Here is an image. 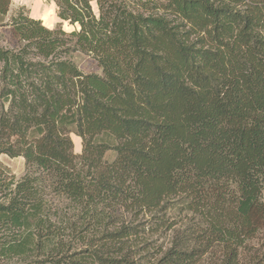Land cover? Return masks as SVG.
Segmentation results:
<instances>
[{
  "label": "trees",
  "instance_id": "16d2710c",
  "mask_svg": "<svg viewBox=\"0 0 264 264\" xmlns=\"http://www.w3.org/2000/svg\"><path fill=\"white\" fill-rule=\"evenodd\" d=\"M51 1L0 0V264H264V0Z\"/></svg>",
  "mask_w": 264,
  "mask_h": 264
},
{
  "label": "rangeland",
  "instance_id": "374dc122",
  "mask_svg": "<svg viewBox=\"0 0 264 264\" xmlns=\"http://www.w3.org/2000/svg\"><path fill=\"white\" fill-rule=\"evenodd\" d=\"M12 6L8 16L5 19V25L10 23L11 18L14 14L21 8L25 9V13L28 14L33 19L42 21L46 23L47 28L54 29L58 25H62V28L67 33H72L76 29H79V26H72L69 22H63L59 19L57 14V6L54 1L51 0H11ZM93 9L98 13L97 4L95 1L92 2ZM46 19V20H45ZM45 26V25H44ZM0 37L3 41V45L7 46L11 40L10 28L9 27H0ZM76 61L79 66L87 73L90 72H100L97 64L92 61L90 58L78 55ZM73 142L75 144V152L77 155L82 153V140L76 135H72ZM115 159V154L110 152L107 155V160L112 162ZM1 163L10 169L12 174L17 178L21 179L25 175L26 166L25 160L23 158L11 159L8 156H1Z\"/></svg>",
  "mask_w": 264,
  "mask_h": 264
},
{
  "label": "water",
  "instance_id": "95a60500",
  "mask_svg": "<svg viewBox=\"0 0 264 264\" xmlns=\"http://www.w3.org/2000/svg\"><path fill=\"white\" fill-rule=\"evenodd\" d=\"M79 26V25H78ZM78 30H81V27L79 26V29Z\"/></svg>",
  "mask_w": 264,
  "mask_h": 264
},
{
  "label": "bare ground",
  "instance_id": "6f19581e",
  "mask_svg": "<svg viewBox=\"0 0 264 264\" xmlns=\"http://www.w3.org/2000/svg\"><path fill=\"white\" fill-rule=\"evenodd\" d=\"M46 20V19H45ZM45 25H47L46 23H44Z\"/></svg>",
  "mask_w": 264,
  "mask_h": 264
},
{
  "label": "crops",
  "instance_id": "0c3cea01",
  "mask_svg": "<svg viewBox=\"0 0 264 264\" xmlns=\"http://www.w3.org/2000/svg\"><path fill=\"white\" fill-rule=\"evenodd\" d=\"M44 24V23H43ZM45 25V24H44ZM46 26V25H45ZM47 27V26H46Z\"/></svg>",
  "mask_w": 264,
  "mask_h": 264
}]
</instances>
